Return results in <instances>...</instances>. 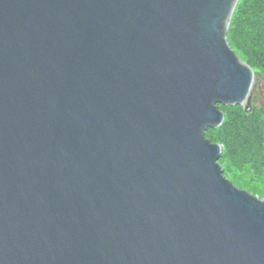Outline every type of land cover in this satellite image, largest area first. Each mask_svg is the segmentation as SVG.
Here are the masks:
<instances>
[{
  "label": "water",
  "instance_id": "95a60500",
  "mask_svg": "<svg viewBox=\"0 0 264 264\" xmlns=\"http://www.w3.org/2000/svg\"><path fill=\"white\" fill-rule=\"evenodd\" d=\"M237 1L0 0V264H264L205 138L252 105Z\"/></svg>",
  "mask_w": 264,
  "mask_h": 264
},
{
  "label": "trees",
  "instance_id": "16d2710c",
  "mask_svg": "<svg viewBox=\"0 0 264 264\" xmlns=\"http://www.w3.org/2000/svg\"><path fill=\"white\" fill-rule=\"evenodd\" d=\"M239 15L235 27H228L229 39L232 44L243 43L242 54L246 63L260 74L255 73V77L258 79L257 89L261 92L259 88H264V0H248ZM251 108L245 111L235 105L230 109L229 118L231 121L233 116V121L229 128L226 126L225 136L228 142L230 139L238 141L235 147L241 151L239 158L256 168L264 163V126L256 120L258 114ZM239 128L245 130L244 135ZM229 131L235 132V136L232 137Z\"/></svg>",
  "mask_w": 264,
  "mask_h": 264
},
{
  "label": "rangeland",
  "instance_id": "374dc122",
  "mask_svg": "<svg viewBox=\"0 0 264 264\" xmlns=\"http://www.w3.org/2000/svg\"><path fill=\"white\" fill-rule=\"evenodd\" d=\"M247 1L248 0L237 1L228 25L230 29L235 27L237 23V21L235 20L239 18V13L242 9V6H244ZM236 28L238 29L237 26ZM230 33H228L227 29L226 38L230 49L235 52V54L243 63L247 64L242 54L241 45L243 46V43L239 41L240 44H232L229 39ZM251 69L254 73V82L251 88L252 90L250 91L251 103L253 104V106L251 105V109L257 112L258 115L255 116L256 120L258 119L259 122L264 126V88H259L261 92L257 89L258 79L257 77H255V73L256 75L260 74H257L258 70H255L253 68ZM235 105L239 108H243L244 110V107L242 105ZM235 105H227L224 107L222 106V104H217L218 110H223L224 119L219 125L207 128L205 130V138L208 139L210 143L219 144L221 146V156L217 160V163L222 169V174L224 178L229 180L233 185L237 186L242 190L247 191L248 193L256 196L257 198L264 199V163L261 165V167L256 168L252 167L249 163L245 164V162H243V160L238 156L239 152L241 151L238 147H235V143H238V141H233L230 139V142H228V138L227 136H225V131H227V128L232 125L231 123L233 121V116H231V121L229 118V113L231 112L230 109L233 108V106ZM239 131H242L241 134L244 135L245 130L239 128ZM229 132L232 137L235 136V132Z\"/></svg>",
  "mask_w": 264,
  "mask_h": 264
}]
</instances>
